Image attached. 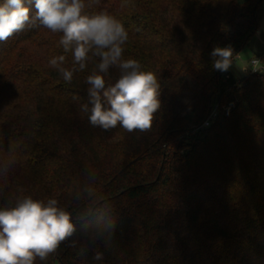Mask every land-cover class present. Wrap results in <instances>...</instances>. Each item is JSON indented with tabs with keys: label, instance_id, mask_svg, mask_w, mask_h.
Instances as JSON below:
<instances>
[{
	"label": "trees",
	"instance_id": "1",
	"mask_svg": "<svg viewBox=\"0 0 264 264\" xmlns=\"http://www.w3.org/2000/svg\"><path fill=\"white\" fill-rule=\"evenodd\" d=\"M263 3L99 0L86 9L120 20L129 33L124 58L160 83L161 106L147 132L89 123L81 105L98 61L65 83L48 64L64 54L62 34L26 27L0 42V96L24 91L27 99L0 109V164L9 163L0 208L24 196L57 198L76 224L36 264H264V55L255 58L262 70L242 79L214 69L211 56L230 45L235 61L257 32ZM118 76L110 68L106 86ZM85 169L95 171L98 192L87 210ZM105 199L108 215L98 204ZM105 223L104 237L90 239L89 230Z\"/></svg>",
	"mask_w": 264,
	"mask_h": 264
},
{
	"label": "clouds",
	"instance_id": "2",
	"mask_svg": "<svg viewBox=\"0 0 264 264\" xmlns=\"http://www.w3.org/2000/svg\"><path fill=\"white\" fill-rule=\"evenodd\" d=\"M99 0H3L0 3V42H6L26 27L41 26L52 33H60L58 46L64 54L52 57L48 64L65 83L70 84L74 73L84 71L89 62L96 60L91 74L86 77L87 103L81 111L87 114L93 127L108 131L122 127L126 132H147L152 128L155 113L160 109V83L151 71L141 70L134 58H124L129 33L123 23L105 11L90 13L86 9ZM34 6L35 14L31 15ZM71 56V66L65 67ZM213 67L226 72L233 62V49L215 47ZM110 68H117L119 76L114 84L106 86L105 77ZM9 163L0 164V176L6 175ZM88 183L82 186V194L88 204L98 196L95 188L97 175L85 169ZM76 199H80L77 194ZM104 206L103 215L112 211L108 200L98 201ZM95 207V205H93ZM85 212L77 214L84 220ZM73 213L61 206L57 198H17L0 208V264H36L37 259L47 261L62 242L76 233ZM109 224L95 231L89 230L93 241L104 237ZM94 259L102 260L97 251Z\"/></svg>",
	"mask_w": 264,
	"mask_h": 264
},
{
	"label": "rangeland",
	"instance_id": "3",
	"mask_svg": "<svg viewBox=\"0 0 264 264\" xmlns=\"http://www.w3.org/2000/svg\"><path fill=\"white\" fill-rule=\"evenodd\" d=\"M262 10L263 15L261 20L259 21V26L256 34L250 41L249 45L239 53L238 57L235 59V61L232 62V65L230 67V71L237 79H242L247 75V73H245V69L247 71L250 70L249 63L253 59L260 58L262 55H264V3L262 4ZM22 90L25 89L23 88ZM14 92L17 93L10 95L3 94L2 96H0V109H3V106L7 109L19 104L24 106L25 102L27 103V99H25L26 92ZM55 264L60 263L56 262Z\"/></svg>",
	"mask_w": 264,
	"mask_h": 264
},
{
	"label": "built area",
	"instance_id": "4",
	"mask_svg": "<svg viewBox=\"0 0 264 264\" xmlns=\"http://www.w3.org/2000/svg\"><path fill=\"white\" fill-rule=\"evenodd\" d=\"M249 66H250V70L247 71V70L245 69V73H247V74L256 73V72L262 70V66H261L260 60H258V59H253V60L249 63ZM215 119H216V114L214 113V114H212V115L210 116V118L204 123L203 127H204V128H208V127H210V126L213 124V122L215 121Z\"/></svg>",
	"mask_w": 264,
	"mask_h": 264
}]
</instances>
